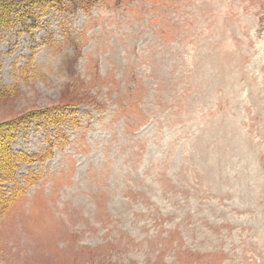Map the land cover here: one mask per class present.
<instances>
[{
	"label": "rangeland",
	"instance_id": "rangeland-1",
	"mask_svg": "<svg viewBox=\"0 0 264 264\" xmlns=\"http://www.w3.org/2000/svg\"><path fill=\"white\" fill-rule=\"evenodd\" d=\"M46 1L0 29V264H264V0Z\"/></svg>",
	"mask_w": 264,
	"mask_h": 264
},
{
	"label": "trees",
	"instance_id": "trees-1",
	"mask_svg": "<svg viewBox=\"0 0 264 264\" xmlns=\"http://www.w3.org/2000/svg\"><path fill=\"white\" fill-rule=\"evenodd\" d=\"M44 0H26L25 2L19 3V4H4L0 3V29L3 27V25H9L11 22L10 15L12 13L17 15L22 19L24 14L26 12L32 11L34 7H39V5L42 4ZM55 1H60V0H47L45 3H53ZM68 3L71 5H77L80 3L78 0H66ZM55 4V3H53ZM61 4V3H60ZM59 4V5H60ZM20 7V8H17ZM30 16V14H29ZM42 115V114H41ZM45 117L44 114L40 118ZM62 118L64 116H61ZM48 121H51V118H47ZM54 123H56V120H54ZM15 125L19 124H13L11 123L9 126L3 127L6 132H4L3 137H5L4 140L0 142V170L3 172H8L11 173L12 170L15 168L16 164L18 163L19 157L16 156L12 150L9 148V142L10 139L13 138L12 132L15 127ZM6 128V129H5ZM3 130V131H4ZM4 148V149H1Z\"/></svg>",
	"mask_w": 264,
	"mask_h": 264
}]
</instances>
